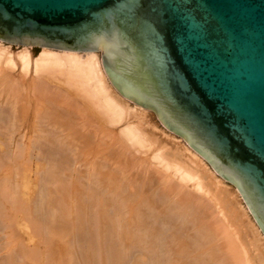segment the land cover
<instances>
[{
  "label": "bare ground",
  "instance_id": "6f19581e",
  "mask_svg": "<svg viewBox=\"0 0 264 264\" xmlns=\"http://www.w3.org/2000/svg\"><path fill=\"white\" fill-rule=\"evenodd\" d=\"M11 45L23 48L15 54L17 62L10 51ZM32 47L41 48L40 54L35 58L31 57L29 53ZM16 69L20 73V77L25 80L11 74L15 73ZM1 96L10 106L9 109L12 108L14 112L18 104L23 105L22 108H25L26 111L28 108L24 106L32 105L33 112H31L36 121L34 128L37 127V121L38 124L40 120L49 122L52 129L45 131V128L41 127L38 132L41 137L37 135L36 140L34 139L39 147L41 145L42 147L47 146L51 150L56 149L54 151L59 150L61 155L67 153L68 150V152L75 151L76 158L74 160L80 164L85 162L87 155H96L94 152L97 148L92 141V136L82 132L85 130L84 128H93L94 131L91 133L94 135L99 130H103L102 128L109 129L108 133L112 132L114 135H108L107 131L103 130L106 131L104 135H108L106 139L109 142L116 140L117 137V146L120 144L124 148V145L128 144L127 146L130 147L125 146L124 150L121 148L120 160L122 159V161L116 170L102 169L103 164L98 163L91 156L92 162L87 159L89 163L85 164L87 170L84 176H81L69 162L62 161L59 156L58 159L52 156L54 159L52 158L53 160H48L49 162L46 161V163H44L45 161L41 163V159L40 161L36 159L33 161L34 167L31 164V168L29 153L34 145L30 142L32 137L17 148L16 155L18 156L15 157L14 162L13 157L12 163L8 158L4 161L0 158V225H3L0 230L3 229L5 236V242L0 246V252H2L1 250L6 252L3 264H13L15 260H22L20 262L23 264H71L70 262L73 260L70 253L76 243H69L71 248L74 246L72 251L68 250L66 244L71 235L76 232L81 233L80 229L83 226L81 227L80 224L83 222L82 218L88 214L89 208H95L93 215L96 214L97 221L96 217H93L94 221L98 222L95 227L98 225L105 234L113 237L112 241L109 239L111 241L109 249H112L110 251L113 252L114 257L118 254L115 260H118L119 256L122 259L124 254L126 256L128 250L133 246H140L147 252L155 250L156 247L153 243L158 229V220L166 215H168V219L173 215H178L182 217V227L185 228L182 232L171 229L170 241L161 245L158 254L164 258L166 264H252L251 260H254L256 264H264V235L236 187L226 180L232 187L225 185L224 179L198 153H195L186 144H180L179 140L173 142L174 138L171 137L172 142H167L170 148L164 150L151 142L150 135L155 134L150 127L145 128L148 126L147 122L142 120L135 125L133 118L131 119V115L144 117L148 115V112L135 103L132 105L133 108L132 106L129 108L128 99L121 96L111 85L102 67L100 50L65 51L0 41V98ZM130 109H135L139 114ZM87 114L88 116L94 115L98 121L94 125H88ZM24 115L26 116V113ZM78 119L81 124L74 125V120ZM22 120L24 118H21ZM11 132L13 131L11 130ZM7 144L10 143L7 142ZM3 145V141H0V153L6 148ZM151 145L155 148L154 150L150 149ZM128 152L150 155V162L157 166L156 173L164 180V187L174 196L171 199L173 205H165L158 211L159 205L157 206L152 198L144 197V194L138 192L135 186L137 184H132L134 179H131L132 183L129 182V179H120L119 174L123 168L125 170L126 167L132 166L133 158L128 159ZM117 156L119 158V154ZM184 158H187V162L184 161ZM116 160L118 161V159ZM41 171H43L42 176H40ZM31 175L34 177V191L33 188H30ZM5 178L6 181H3ZM85 178L91 185L87 186L89 189L84 187L83 180ZM137 178H141V183L149 181L142 177ZM159 183L161 182L159 181ZM40 186H43L44 189ZM184 189L188 191L185 192ZM38 192L39 202H34L31 196L34 193L35 197ZM96 193L100 196H97ZM217 198L222 201L228 215L222 211L221 202L217 201ZM44 207L52 210L53 213L57 211V216L60 215L57 225L51 222L52 218L45 213ZM233 209L234 212L230 213ZM246 211L249 216L251 215L252 221L249 220ZM36 215H40L44 223L51 222L47 224L48 226L46 225L48 228L38 225L37 219H34ZM41 220L39 219V221ZM233 221L242 223V228L245 229V234L250 237L251 245L254 247L252 252L249 253L245 250L239 235H235L233 232L231 227ZM191 225L193 226L191 227ZM99 227L96 230H100ZM177 227H179L178 223ZM105 234L103 233V235ZM245 234L241 236L244 239ZM107 240L105 239V241ZM97 243L100 242L97 241ZM102 244L106 243L102 242ZM100 247L102 251L105 250H103L105 246L100 245ZM107 247H109L108 241ZM72 256L76 258L77 253ZM98 256L101 257V255ZM141 257H137L133 264H142L140 259L144 256ZM100 259L102 258H99L98 261ZM77 260L80 261L79 258ZM100 263L102 264V262Z\"/></svg>",
  "mask_w": 264,
  "mask_h": 264
},
{
  "label": "water",
  "instance_id": "95a60500",
  "mask_svg": "<svg viewBox=\"0 0 264 264\" xmlns=\"http://www.w3.org/2000/svg\"><path fill=\"white\" fill-rule=\"evenodd\" d=\"M0 41L100 50L116 91L233 184L264 235V0H0Z\"/></svg>",
  "mask_w": 264,
  "mask_h": 264
},
{
  "label": "rangeland",
  "instance_id": "374dc122",
  "mask_svg": "<svg viewBox=\"0 0 264 264\" xmlns=\"http://www.w3.org/2000/svg\"><path fill=\"white\" fill-rule=\"evenodd\" d=\"M23 48L21 47V46H14V45H11V47H10V51H11V53H12V55H13V57H14V60H15V62H17L16 61V59H15V54H17V53H19L21 50H22ZM40 52H41V48L39 49V48H34V47H32L31 48V50L29 51V53H30V55H31V57H33V58H35L38 54H40ZM11 74H14V76L15 77H19V78H21L20 77V73L18 72V70L16 69V72L15 73H11ZM22 79V78H21ZM22 80H25V79H22ZM58 85H60V84H58ZM23 86H24V84H23ZM0 109H2L1 111H0V141H3V143H4V150H3V152L2 153H0L1 155H0V158L2 159V161H4L5 159H7L8 158V160H10L9 162H11L12 163V157H13V162L15 161V157L17 158V156L18 155H16L18 152H17V148L19 147V146H21L22 145V143H26L31 137V139H30V142H32V144H34L33 145V147H32V150L30 151L31 153H29L30 154V161H31V163H30V166H31V164H32V166L34 167V165H33V161H35L36 159H38L39 161H40V159H41V163H43L42 161H45L44 163H46V161H48V160H53L54 159V157H55V159H58V156H59V158L60 159H62V161H67V162H69L70 164H71V166L72 167H75V169L77 170V172L79 173V174H81V176H84V174H86L85 172H86V168H85V164H88L89 162H92V160H90L91 159V156H93L94 157V159L98 162V163H100V164H103L102 165V169H104V170H116L117 169V167H118V165H119V163H121V161H122V159L120 160V154H121V148L124 150V149H126L125 148V146L126 147H128V148H130L129 146H127L128 144H125L124 145V148H123V146L121 147V145L120 144H118V146H117V141L116 140H118L117 139V137H116V140H112V142H109L106 138H108V135L110 134L111 136L112 135H114L112 132H110V133H108L109 132V129H106V128H102L103 130L105 129L106 131V134L108 133V135H104V131L103 130H99L98 131V133H96L95 135H94V133H91V132H93L94 131V129L93 128H90L89 126V128H84L85 130H82V132L84 133V134H90L91 136H92V138H93V142H94V145H96L97 146V148H95L96 149V151L94 152V154L96 153V155H93V154H90L91 156H89V155H87L86 156V159H85V162L83 161V162H81V163H83V164H80V162H75V151L73 152H68L67 151V153H62V155H61V153H59V152H61V151H54V150H56V149H54V150H51V148H47V146H41L40 145V147H39V145L37 144V143H35V140H36V138L39 136V137H41L40 135H39V133L38 132H40V129H41V127L42 128H45L44 130L46 131H48V130H50V129H52V127L49 125V122H47L46 120H40L39 121V124H38V121H37V127L36 128H34V123L36 122L35 121V119L33 118V109H32V105H29L28 104V107H27V105H25L24 107H26V108H28L27 109V111H26V109L25 108H22V106L20 105V104H18L17 106H16V108L18 109H16L15 110V112H14V110L12 109V108H10L9 109V105L7 104V102H6V100L4 99V97L3 96H1V98H0ZM3 101V102H2ZM128 101V104H129V108H131V106L132 105H134V103H132L130 100H127ZM132 103V104H131ZM7 106H6V105ZM6 107V108H5ZM8 108V109H7ZM132 108H133V106H132ZM24 109V110H23ZM144 109V108H143ZM11 110V111H10ZM21 110V111H20ZM131 111H133V112H135L136 113V111H135V109H130ZM144 110H146L148 113V115H145L144 117H142L141 115H137V116H132L131 115V119L135 122V125H136V123H139V122H142V120H143V122L144 121H146L147 122V124H148V126H145V128H149L150 127V129H151V131H153V134H155V135H153V136H151L150 135V139H151V142H154L157 146L159 145L161 148H163L162 150H164V149H168V148H170L169 146V144H167V142L169 143H171L172 142V139H171V137L172 138H174L175 139V141H174V139H173V142H177L178 140V142H180V144H186L185 143V141L182 139V138H180V137H178L176 134H174V133H172L171 131H169L167 128H165L160 122H159V120L157 119V117L155 116V114L152 112V111H150V110H147V109H144ZM32 111V112H31ZM11 112H12V114H11ZM21 112H22V116H21ZM31 112V113H30ZM26 113V116L24 115ZM3 114V115H2ZM8 116H7V115ZM19 114V115H18ZM136 114H139V113H136ZM10 115V116H9ZM14 118H13V117ZM31 116V117H30ZM87 116H88V114H87ZM90 116V117H89ZM88 116V125L90 124V125H94L95 124V122H97L98 121V119L94 116V115H89ZM3 117H4V119H3ZM7 117V118H6ZM94 117V118H93ZM138 117V119H136ZM19 118V119H18ZM21 118L23 119L24 118V120H22L21 121ZM91 118V119H90ZM2 119H3V121H2ZM12 119H14V120H12ZM16 119V120H15ZM29 119V120H28ZM135 119V120H134ZM9 120V121H8ZM12 120V121H11ZM32 122H31V121ZM93 120V121H92ZM96 120V121H95ZM7 121V122H6ZM11 121V122H10ZM14 121V122H13ZM18 121V122H17ZM5 124H4V123ZM10 122V123H9ZM13 122V123H12ZM22 124H21V123ZM48 124H47V123ZM32 123V124H31ZM79 123V124H78ZM6 125V126H3V125ZM11 124H14V125H11ZM42 124V125H41ZM80 125L81 124V121L78 119V120H74V125ZM47 125V126H46ZM49 125V126H48ZM153 125V126H152ZM39 126V127H38ZM5 127V128H4ZM12 127V128H11ZM21 127V128H20ZM7 128V129H6ZM39 128V129H38ZM155 128V129H154ZM4 129V130H3ZM8 129H11L13 132H11V130H9L8 131ZM20 129V130H19ZM93 129V130H92ZM154 129V130H153ZM112 130V129H111ZM116 131H117V128L115 129ZM31 132V133H30ZM101 132V133H100ZM157 132H159V133H157ZM12 133V134H11ZM22 133V134H21ZM162 133V134H161ZM102 134V135H101ZM8 135H11V136H8ZM19 135V136H18ZM38 135V136H37ZM162 135V136H161ZM17 136V137H16ZM34 136V137H33ZM158 136V137H157ZM165 136V137H164ZM21 137V138H20ZM23 137V138H22ZM114 137V136H113ZM165 139H164V138ZM170 137V138H169ZM110 138V137H109ZM4 139V140H3ZM9 139H11V140H9ZM24 139H25V141H24ZM35 139V140H34ZM114 139V138H113ZM7 140H9V141H7ZM22 140V141H21ZM33 140V141H32ZM158 140V141H157ZM171 140V141H170ZM116 141V142H115ZM157 141V142H156ZM7 142H9L10 144H7ZM161 142V143H160ZM165 142V143H164ZM112 143H114V144H116V145H114V144H112ZM121 143H122V141H121ZM158 143V144H157ZM6 144H7V146H6ZM37 144V145H36ZM9 145V146H8ZM42 145H44V144H42ZM119 145H120V147H119ZM187 145V144H186ZM111 146H114V147H111ZM188 146V145H187ZM42 147V148H41ZM99 148V149H98ZM114 150V151H111V150ZM150 149H152V150H154L155 148L151 145L150 146ZM191 149V148H190ZM51 152H50V151ZM105 150V151H104ZM110 150V151H109ZM119 150V151H118ZM192 150V149H191ZM99 151H100V153H99ZM194 151V150H193ZM17 152V153H16ZM56 152V153H55ZM147 152V151H146ZM195 152V151H194ZM68 153H70V154H68ZM74 153V154H73ZM196 153V152H195ZM64 154V155H63ZM115 154V155H114ZM119 154V158H118V155ZM133 154V155H132ZM10 155V156H9ZM49 155H51V156H49ZM69 155H70V157H69ZM52 156H54V157H52ZM90 158H89V157ZM114 158H113V157ZM116 156H117V158H116ZM32 157V158H31ZM88 157V158H87ZM93 157H92V159H93ZM127 157H128V159L129 160H131L132 158V160H131V165L133 166H130V168L129 167H126L125 168V170L128 168L129 170H124V168H123V170L125 171V174H124V171L122 170L120 173L122 174H119V177H120V179H122V180H126V179H129V182L130 183H132V180L131 179H134L133 180V185H135V183L138 185H135L136 186V188L138 189V192L139 193H142V195L144 196V197H149V198H152L153 199V201H154V203L155 204H157V206H158V211H160V208H163V206H170V205H173V201L171 200L174 196H173V194H172V192L171 191H168L165 187H164V180H162L161 178H160V176H158V174L156 173V167L157 166H155L154 164H151V160H150V155H146V153L145 154H137V153H131V152H128L127 153ZM43 158H44V160H43ZM53 158V159H52ZM70 158V159H69ZM104 158V159H103ZM165 158H166V156H165ZM202 158V157H201ZM59 159V160H60ZM64 159V160H63ZM87 159H88V161H87ZM93 159V160H94ZM98 159V160H97ZM116 159H118V161L116 160ZM203 159V158H202ZM169 160V159H168ZM204 160V159H203ZM56 161V160H55ZM77 161V160H76ZM143 163H142V162ZM184 161L185 162H187V158H184ZM205 161V160H204ZM49 162V161H48ZM136 162V163H135ZM74 163V164H73ZM49 164V163H48ZM73 164V165H72ZM80 164V165H79ZM78 165V166H77ZM82 165V166H81ZM145 165H146V167H145ZM150 165V166H149ZM153 165V166H152ZM32 166H31V168H32ZM107 167V168H106ZM155 167V168H154ZM147 169V170H146ZM150 169V170H149ZM146 170V171H145ZM123 172V173H122ZM144 172H146V173H144ZM154 172V173H153ZM27 173V172H26ZM149 173V174H148ZM41 175L40 176H42L43 175V171H41V173H40ZM83 174V175H82ZM146 174H147V176H146ZM216 176H218L217 174H216ZM33 176L31 175V189L33 188V191H34V188H35V183H34V177L32 178ZM137 177H142L144 180H149V181H146L145 183H141V178H137ZM219 177V176H218ZM145 178H147V179H145ZM159 178V179H158ZM4 179V178H3ZM9 179V178H8ZM33 179V180H32ZM138 181H137V180ZM9 180H11V179H9ZM135 180H136V182H135ZM221 180L223 181V179L221 178ZM3 181H6V178H5V180H3ZM33 181V182H32ZM87 181V182H86ZM159 181L161 182V183H159ZM163 182V183H162ZM33 183V184H32ZM42 183V182H41ZM83 183H84V187L86 188V189H89L87 186H91V185H89L90 183H89V181L85 178L84 180H83ZM147 183V184H146ZM140 184V185H139ZM162 184V185H161ZM224 184L225 185H227V186H229V187H232L228 182H226L225 180H224ZM141 185H143V186H141ZM146 185V186H145ZM161 186V187H160ZM41 187V186H40ZM41 188H43L44 189V187L42 186ZM163 188V189H162ZM30 189V190H31ZM36 191H37V189H36ZM141 191V192H140ZM184 191L186 192V191H188L187 189H184ZM209 191H210V189H209ZM97 192V191H96ZM147 194H149V195H147ZM96 195L97 196H100L98 193H96ZM145 195H147V196H145ZM33 196V197H32ZM31 196V198L34 200V202H39V192H38V194L34 197V193H33V195ZM166 196V197H165ZM171 196V197H170ZM219 200V202H221V208H222V211H224L227 215H228V213H227V211H226V209L223 207V205H222V201L220 200V198H217V201ZM84 203H85V200L83 201ZM213 202V201H212ZM242 202V201H241ZM204 203H206L207 204V202H204ZM203 203V204H204ZM35 204V203H34ZM211 204V203H210ZM188 208L190 207V206H187ZM242 207H243V202H242ZM90 209H92V208H89V210H88V216L87 215H85V218H82L81 220L83 221H81V222H79V223H81L80 225H81V227L83 226V228L82 229H80L81 230V233H75V234H73V235H71L69 238H68V241H67V244H66V246H67V248H68V250H70V251H72L70 254H71V258H72V260L74 261H71L70 263L71 264H88V263H90V264H101L100 262H102V264H112V261H113V264H133V262L137 259V257H140V256H144V258H142V259H140V262L142 263V264H160V263H162V261L164 260V258L163 257H160L158 254H159V252H160V248H161V245L165 242H169L170 241V232H172V230H176V231H180V232H182L183 231V229L185 228L184 226L182 227V222H183V220H182V217L181 216H178V215H173V210H172V214H171V218L170 219H168V215H166L165 217L168 219H166L165 217V219L163 218V217H161L158 221V229H157V233H156V236L154 237V246L156 247L155 248V250H153L152 252H154L153 254H152V252H147V251H145V250H143V248L142 247H140V246H133L132 248H130L129 250H128V252L126 253V256H125V254L123 255V257H122V259H121V257L119 256L118 258L120 259H118V260H115V258L117 257V255L114 257V254H112L113 252H111L110 250H112V249H109L110 248V244H111V241H112V236H108L107 234H105V232L103 231V230H101V228L97 225V227H99V229L100 230H96V228L97 227H95V225L96 224H98V222L96 223L95 221H94V217H96V214L94 213V215H93V212L95 211L94 209L95 208H93L92 210H90ZM192 209V208H191ZM43 210L45 211V213H47L48 214V217L50 216L51 218H52V223H55L56 225L58 224V222L60 221V215L59 216H57L58 215V213H57V211L55 212L54 211V213H53V211L52 210H50V209H47V208H43ZM47 210V211H46ZM49 210V211H48ZM94 210V211H93ZM92 211V212H91ZM175 211V210H174ZM232 212H234V209L230 212V213H232ZM53 213V214H52ZM56 213V214H55ZM246 213H247V211H246ZM54 214H55V216H57V217H55L54 216ZM250 214V213H249ZM40 215H36V216H34V219L36 220V222L38 223V225H42L41 227L42 228H45V227H47L48 225L47 224H50L51 222H47V223H44V222H42L43 220H41L42 219V217L40 216ZM88 218H87V217ZM94 216V217H93ZM247 216H248V218H249V220L250 221H252L251 220V218H250V216L248 215V213H247ZM169 217H170V214H169ZM57 218V220H55ZM58 218H59V220H58ZM39 219L41 220V221H39ZM88 219V220H87ZM180 219H181V221H180ZM55 220V221H54ZM96 221H97V217H96V219H95ZM167 220V221H166ZM58 221V222H57ZM85 221V222H84ZM88 221V222H87ZM91 221V222H90ZM41 222V223H40ZM149 222H152V220H149ZM172 222V223H171ZM1 223V222H0ZM177 223H178V226L179 227H177ZM194 224V223H193ZM47 225V226H46ZM87 225H88V227H87ZM2 224L0 225V228H2ZM193 225H191V227H192ZM195 226V225H194ZM80 227V228H81ZM190 227V228H191ZM232 230H233V232L235 233V235H239V237H240V239H241V243H242V245L244 246V248H245V250L247 251V252H249L250 253V251L252 252V250H253V245H251V240H250V237L249 236H247L245 233H246V231H245V229L244 228H242V223L241 222H235V221H233L232 222ZM48 228V227H47ZM176 228V229H175ZM172 229V230H171ZM196 229H197V227H196ZM3 229H1L0 230V246L5 242V236H4V233H3V231H2ZM171 230V231H170ZM192 230H194V228H192ZM85 231V232H84ZM87 231V232H86ZM98 233H97V232ZM102 231H103V233L105 234V235H103V233H102ZM99 232L101 233L100 235H99ZM85 234H86V237H85ZM160 234V235H159ZM242 234H245V239L243 238V237H241L242 236ZM78 235V236H77ZM99 235V236H98ZM103 235V236H102ZM74 236V237H73ZM97 236V237H96ZM101 236H102V238H101ZM108 236V237H107ZM76 237V238H75ZM99 237V238H98ZM105 237V238H104ZM107 237V238H106ZM157 237V238H156ZM166 237V238H165ZM168 237V238H167ZM4 238V239H3ZM71 238H73L72 240H71ZM83 238V239H82ZM86 238H87V240H86ZM98 239H100V240H98ZM103 239V240H102ZM105 239L108 241V246L109 247H107V241H105ZM109 239L111 240V241H109ZM76 240V241H75ZM85 240V241H84ZM89 240H91V241H89ZM98 242H100V243H97V241ZM71 242V243H70ZM73 242V243H72ZM74 242L76 243V244H74ZM80 242H82V243H80ZM86 242V243H85ZM91 242V243H90ZM102 242L103 243H106V244H102ZM159 242H160V244H159ZM162 242V243H161ZM74 244V248L72 249L71 247H70V244ZM78 243V244H77ZM110 243V244H109ZM156 243V244H155ZM79 244H80V246L82 247V251H81V247L79 246ZM85 244V245H84ZM97 245H99V246H97ZM100 245H103V247L105 246V247H107V248H103V250L105 251H102V249H101V247H100ZM76 246H78V247H76ZM158 246V247H157ZM158 248H159V251H158ZM72 249V250H71ZM91 249V250H90ZM99 249V250H98ZM107 249H109V250H107ZM9 250H11V249H9ZM87 250H89L88 252H87ZM2 252H0V264L2 263L3 264V262H4V258H6L5 256H6V252L4 251V250H1ZM12 251H13V249H12ZM12 251H10V252H12ZM98 251V252H97ZM108 251V252H107ZM10 252H8V254H10ZM14 252V251H13ZM12 252V253H13ZM74 252H76L77 253V256H76V258L74 257V256H72L73 254H76V253H74ZM86 252V253H85ZM100 252H102L101 254H100ZM158 252V253H157ZM5 253V254H4ZM99 253V254H98ZM144 253V254H143ZM148 253V254H147ZM81 256H80V255ZM97 254V255H96ZM103 254H105V255H103ZM113 256H112V255ZM157 254V255H156ZM252 254H254V253H252ZM82 255H86V256H83L82 257ZM94 257H93V256ZM98 255H101V257H99ZM156 255V256H155ZM89 258H88V257ZM103 256H104V259H103ZM105 256H107V257H105ZM110 256V257H109ZM161 256H162V254H161ZM75 259H74V258ZM85 257H87V258H85ZM92 259H91V258ZM112 257V258H111ZM79 258V260L80 261H78L77 259ZM99 258H102V259H100L99 261H98V259ZM151 258V259H150ZM161 258V259H160ZM83 259V260H82ZM90 260L89 262H88V260ZM93 259H94V261H93ZM111 259V260H110ZM160 261H159V260ZM102 260V261H101ZM2 261V262H1ZM16 261V262H15ZM14 262H13V264H23V262L21 263L20 261H22V260H15ZM18 261V262H17ZM76 261V262H75ZM104 261H106V262H104ZM118 261V262H117ZM119 261H121V262H119ZM83 262V263H82ZM85 262V263H84ZM94 262V263H93ZM251 263L252 264H256L255 263V261L254 260H251ZM24 264H26V263H24ZM162 264H166V261L164 260L163 261V263Z\"/></svg>",
  "mask_w": 264,
  "mask_h": 264
}]
</instances>
